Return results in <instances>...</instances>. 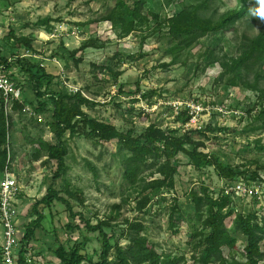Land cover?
I'll return each mask as SVG.
<instances>
[{"label":"rangeland","instance_id":"rangeland-1","mask_svg":"<svg viewBox=\"0 0 264 264\" xmlns=\"http://www.w3.org/2000/svg\"><path fill=\"white\" fill-rule=\"evenodd\" d=\"M115 2L0 0V57L14 60L13 75L26 104L24 109L7 111L12 118L8 170L19 187L15 205L17 225L23 233L24 226L33 218L32 204L53 182L61 195L68 197L66 190L77 195V199L70 198L74 211L81 212L93 224L108 222L107 231H112L121 244L126 243L123 233L127 223L140 222L145 227L142 233L159 251L182 257L178 264H193L191 223L195 221V212L189 192L204 185L216 197L228 180L218 176L212 167L195 169L188 157L180 153L176 158L174 188L163 190L144 209L138 210L139 196L122 177V153L116 142L67 132L65 172L53 181L55 161L47 163L46 157L38 158V146L33 142L41 138L55 143L47 124L51 111H34L36 101L30 81L16 59L39 64L52 75L50 90L79 92L93 101L94 104L83 106V111L119 130L132 127L140 133L150 123L175 129L176 135L185 130L206 129L205 136L192 134L194 139L203 141L204 151L242 173L235 180L246 186H259L257 196L232 195L236 210L264 215V152L257 150V146H264V79L259 82L262 94L241 83L229 84L226 76L219 77L218 64H205L208 49L234 56L239 40L264 31V0L247 3L251 12L237 23L234 31L210 32L176 57L168 52L171 42L166 29L155 20L122 38L109 21H97ZM181 5L180 0H145L143 11L164 18L178 11ZM238 6L239 0H214L210 10L217 17ZM10 30L16 37H32V50L9 40ZM89 40L100 46L81 48ZM248 79L252 80L251 75ZM193 106L199 110L193 108L195 113L191 114ZM184 111L189 115L185 122L186 115L181 114ZM252 172L261 178L251 179ZM144 175L148 176V172ZM174 203L179 212L174 214L175 226L171 227L169 214ZM44 213L42 227L36 230L35 239L29 244L33 264H60L51 249L59 242L72 244L82 240L86 241L88 256L98 260L101 243L97 232L86 230L78 218L70 219L59 202ZM69 223L80 228L69 230L66 226ZM227 225L230 227L229 220ZM196 226L200 227L198 223ZM232 234L237 243L230 259L243 261L244 237ZM1 241L0 233V245ZM261 249L264 252V240ZM259 264H264V259Z\"/></svg>","mask_w":264,"mask_h":264},{"label":"trees","instance_id":"trees-1","mask_svg":"<svg viewBox=\"0 0 264 264\" xmlns=\"http://www.w3.org/2000/svg\"><path fill=\"white\" fill-rule=\"evenodd\" d=\"M213 1L180 0L182 5L178 11L160 18L150 11L144 13L145 0H116L114 7L100 16L97 21H109L122 38L136 28L148 24L150 20H155L166 29L171 42L168 52L176 57L210 32L234 31L237 23L251 12V7L247 5L250 0H239L237 8L214 17L210 10ZM7 38L32 50V37H16L10 30ZM99 46L94 40H89L84 42L81 48ZM205 58L207 66L215 64L220 66L219 77L226 76L229 84L241 83L263 94L259 82L264 79V31L239 40L234 56L208 49ZM16 61L30 81L36 101L33 105L34 111L37 113L51 111L47 124L55 143H48L41 138L33 142L38 146V158L46 157L47 163L55 161L53 181L65 172V157L68 149L64 135L67 132L70 135L86 133L96 140L116 142L119 153H122V177L139 196L138 210L144 209L154 196L160 195L163 190L169 191L174 188L178 167L176 158L180 153L188 157L189 163L195 169L212 167L218 176L225 180H235L242 174L224 165L216 156L205 152L203 141L193 138L194 132L205 136L206 129L185 130L182 134L176 135L175 129H163L150 123L140 133H136L132 127L119 130L112 124L91 118L83 111V106L94 103L79 92L66 94L50 90L48 86L52 81V75L42 66L30 64L25 59H16ZM0 62L6 63L8 67L14 64V60L8 62L6 57H0ZM250 75L251 81L248 79ZM0 100V174H2L9 166V132L12 118L5 110L1 97ZM25 105L23 100L15 101L11 109L21 110ZM181 114L186 115L184 122L187 121L189 115L185 111ZM257 150L264 152V146H257ZM146 171L148 176L144 175ZM155 174L158 176L154 177ZM250 178L254 180L261 177L256 172H252ZM66 193L69 198L61 195L52 182L45 194L34 201L30 209L33 218L23 228L18 264H26L27 246L35 239L36 230L42 227V222L46 218L44 211L50 209L55 202L65 206L70 219L78 218L86 230L97 232L101 243L98 260L94 261L85 251V240L75 241L72 244L59 242L56 248L51 249V253L60 264H178L183 259L159 251L142 233L145 227L140 222L127 223L123 233L126 243L121 244L112 231H107L110 226L108 222L99 221L93 224L81 212L74 211L70 198L78 197L69 190H66ZM189 196L195 212V221L191 223L193 264H259L264 259V252L261 249L264 240V215H259L257 212L237 211L231 195L223 194L221 191L215 197L204 185L199 190H191ZM178 212L177 203H174L169 214L171 227L175 226L174 214ZM227 220L230 221V227L227 225ZM197 223L200 227L196 226ZM66 226L69 230L80 228L78 224L69 223ZM232 233L244 237L241 249L243 261L230 259L233 258L231 251L237 243V238ZM111 253H113L112 259H110Z\"/></svg>","mask_w":264,"mask_h":264},{"label":"built area","instance_id":"built-area-1","mask_svg":"<svg viewBox=\"0 0 264 264\" xmlns=\"http://www.w3.org/2000/svg\"><path fill=\"white\" fill-rule=\"evenodd\" d=\"M11 59L8 58V62ZM0 96L3 100L5 110L11 109L15 101L21 102V88L17 85L12 67L0 62ZM192 113L199 110L195 106L191 107ZM190 114V115H191ZM258 185L246 186L242 181L232 180L222 187V193L228 195H242L247 197L257 196ZM19 192L18 182L8 168L0 174V264H18L19 250L23 233L17 225L16 199ZM30 245L25 251L26 264H33L30 256Z\"/></svg>","mask_w":264,"mask_h":264}]
</instances>
